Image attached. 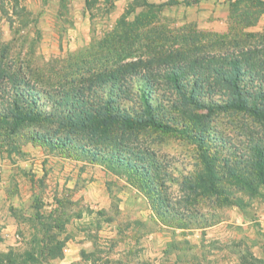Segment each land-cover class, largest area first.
<instances>
[{
	"label": "rangeland",
	"instance_id": "rangeland-1",
	"mask_svg": "<svg viewBox=\"0 0 264 264\" xmlns=\"http://www.w3.org/2000/svg\"><path fill=\"white\" fill-rule=\"evenodd\" d=\"M243 11L252 20L244 30L264 34V0H0V60L37 90L72 86L84 64L159 57V36L194 56L197 32L206 33L200 43L214 39ZM192 118L209 119L232 143L243 139L242 120L226 112L199 109ZM33 127L0 130V264H264V197L245 195L244 210L208 195L186 205L180 185L202 163L183 135L149 128L125 141L164 166L165 183L152 190L94 150L40 142ZM218 147L208 154L225 156L229 148Z\"/></svg>",
	"mask_w": 264,
	"mask_h": 264
},
{
	"label": "trees",
	"instance_id": "trees-1",
	"mask_svg": "<svg viewBox=\"0 0 264 264\" xmlns=\"http://www.w3.org/2000/svg\"><path fill=\"white\" fill-rule=\"evenodd\" d=\"M248 16L245 11L232 15L229 32L209 34L215 38L203 43L206 33L197 32L194 56L179 54L159 36V57L148 62L116 61L106 69L84 64L72 86L37 90L24 78L16 80L0 60V130L14 134L31 122L40 142L67 150H94L95 158L132 174L152 190L160 185L159 180L165 183L167 173L164 178L158 174L165 171L164 166L155 160L154 151L135 144L134 152L125 141L132 132L149 128L174 132L195 143L196 157L202 163L180 185L184 203L195 206L208 195L209 202L244 210L245 195L264 197L260 191L264 189V34L244 30L252 24ZM154 62L152 71L149 65ZM40 97L47 101L43 103ZM199 109L209 115L226 112L240 118L241 143H232L226 133L210 127L209 119L194 120ZM192 122H196L194 127ZM208 126L215 133L207 131ZM212 141L221 150L229 148L225 156L208 154ZM166 208L168 213H177ZM240 264H259V258L246 257Z\"/></svg>",
	"mask_w": 264,
	"mask_h": 264
}]
</instances>
